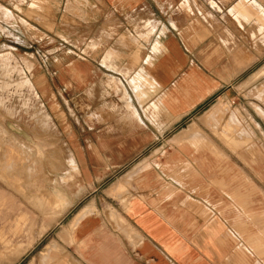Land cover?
I'll return each mask as SVG.
<instances>
[{
	"label": "crops",
	"instance_id": "0c3cea01",
	"mask_svg": "<svg viewBox=\"0 0 264 264\" xmlns=\"http://www.w3.org/2000/svg\"><path fill=\"white\" fill-rule=\"evenodd\" d=\"M47 1L63 27L109 35L103 64L91 52L68 66L80 119L64 177L80 184L53 192L61 211L77 204L57 241L85 264H264V152L250 148L264 133V0Z\"/></svg>",
	"mask_w": 264,
	"mask_h": 264
},
{
	"label": "rangeland",
	"instance_id": "374dc122",
	"mask_svg": "<svg viewBox=\"0 0 264 264\" xmlns=\"http://www.w3.org/2000/svg\"><path fill=\"white\" fill-rule=\"evenodd\" d=\"M25 4L26 0H0L4 32L0 41V264H85L73 248L57 241V232L77 204L61 211L54 204L53 192L57 188L69 192L80 184L78 177H64L77 169L68 137L79 117L70 112L63 89L68 84V66L74 60L85 61L93 52L99 63L106 61L108 53L101 54V42L106 44L109 35L92 37L83 27L69 26L68 17L62 18L67 24L63 27L51 15L47 0H33L29 12L23 9ZM209 4L215 5L213 0ZM251 4L259 8L256 2ZM181 7L192 10L190 0ZM30 20L50 31L36 29ZM4 23L7 27L1 26ZM146 25L139 38L149 42L156 23L152 20ZM116 35L122 43L136 40L127 33ZM258 38L254 34V40ZM135 42L143 48V42ZM56 70H61V76H54ZM141 73L148 75L144 70ZM251 135L254 143L250 148L257 158L264 152V144H259L264 133L258 128L252 129ZM106 180L98 184L99 196ZM79 189L83 203L89 198L88 189L84 185ZM65 240L74 243L71 235Z\"/></svg>",
	"mask_w": 264,
	"mask_h": 264
}]
</instances>
